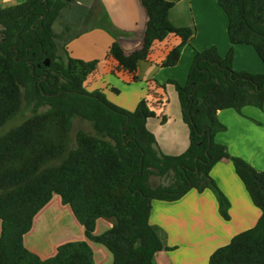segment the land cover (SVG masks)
Instances as JSON below:
<instances>
[{
    "label": "trees",
    "instance_id": "16d2710c",
    "mask_svg": "<svg viewBox=\"0 0 264 264\" xmlns=\"http://www.w3.org/2000/svg\"><path fill=\"white\" fill-rule=\"evenodd\" d=\"M139 3L146 15L140 48L125 53L119 43L122 31L106 14L94 27L114 39L108 56L132 82L138 81V63L148 60L155 42L179 38L160 63L169 68L177 65L181 46L194 37L193 29L169 21L175 2ZM217 3L227 18L229 50L224 56L214 46L195 52L185 84L166 82L176 92L189 132V145L177 156L164 155L147 129L155 112L145 99L128 111L102 92L86 90L84 82L99 61L72 58L67 44L79 34L65 36L69 26L61 32L53 28L67 0H23L0 7V131L23 110L30 112L0 134V264H94L87 241L102 245L112 256L110 264H154L157 252L171 248L167 233L149 223L153 201L175 202L190 190H210L219 215L229 219V202L210 176L222 159L231 161L260 217L214 250L208 264H264V171L215 142L216 134L226 129L218 112L263 109L264 74L237 72L232 62L233 46L246 45L264 65V0ZM76 118L88 122L92 132L78 129L72 139ZM153 177L171 180L152 187ZM53 195L69 207L86 240L65 242L53 256L41 259L27 249L24 237ZM54 214L47 210L42 219L60 221ZM100 219L111 227L95 234Z\"/></svg>",
    "mask_w": 264,
    "mask_h": 264
},
{
    "label": "crops",
    "instance_id": "0c3cea01",
    "mask_svg": "<svg viewBox=\"0 0 264 264\" xmlns=\"http://www.w3.org/2000/svg\"><path fill=\"white\" fill-rule=\"evenodd\" d=\"M166 1L175 2L168 13L171 24L175 27L193 29L194 37L188 44L181 46L177 65L169 68L160 67V63L164 60L168 50L179 44V38L169 36L162 42L154 43L148 60L140 61L137 67L136 75L139 82L144 77L149 78L146 81L148 85L145 92L131 89L133 84L138 81L132 82L129 74L117 70V63L108 56L109 47L114 39L108 33H104L105 30L100 28L85 30L67 44V51L75 59L99 61L97 69L84 82L88 92L100 91L111 101L113 96L108 95L110 91L111 94L120 97L124 88L127 87L130 98L122 100L127 107L122 106L121 108L128 111H133L137 103L145 99L150 109L155 112V117L146 123L147 129L155 136L158 148L164 155L177 156L187 149L189 132L181 120L176 92L172 96H176L178 112L177 114L174 111L173 114L169 112L166 98L169 94L168 87L171 85L166 82L173 80L184 85L195 52L214 46L218 54L224 56L230 48V43L226 31L227 18L217 0ZM183 2H188L189 11L186 10L185 5H182L185 4ZM208 2L211 7L208 11L210 10L217 20L214 21V25L207 24L213 19L203 12L204 5ZM102 3L104 12L112 25L119 31L131 33L127 38L125 37L126 39L119 38V43L125 53L140 48L146 15L139 0H104ZM126 4L132 5L136 16L132 12L124 11L128 9L123 7ZM124 21H135L139 25V29L127 31ZM262 64L252 47L233 46L232 67L235 71L264 74V65ZM144 74L145 76H143ZM91 77L93 88L89 89L87 83ZM113 89L118 90L119 93L116 94ZM163 116L166 117L164 123L161 122ZM218 119L226 129L216 134L215 142L224 145L230 155L242 158L257 171H264V106L263 109L244 107L241 113L232 109L223 110L218 112ZM172 128L173 130H171ZM164 133L166 137H164ZM210 176L229 202L227 210L229 219L224 220L219 215L217 201L210 190L201 193L190 190L175 202L153 201L149 223L161 227L167 233V247L171 248L168 251L157 252L153 257L154 264H208L209 256L214 250L228 244L234 235L250 229L256 224L260 217V210L252 204L243 184L234 172L231 161L222 159L217 162L211 169ZM101 220H98L97 224ZM107 222L104 221V224L106 223L105 230L111 227L110 222ZM33 230L32 226L30 231ZM30 231L24 237V244L25 238L31 233ZM80 237L79 241H82L83 237ZM87 243L93 251L91 242L87 241ZM56 249H54V254ZM99 254L101 258L96 256L93 251L94 264H103L108 260L109 255L103 249H99Z\"/></svg>",
    "mask_w": 264,
    "mask_h": 264
},
{
    "label": "rangeland",
    "instance_id": "374dc122",
    "mask_svg": "<svg viewBox=\"0 0 264 264\" xmlns=\"http://www.w3.org/2000/svg\"><path fill=\"white\" fill-rule=\"evenodd\" d=\"M22 1L23 0H3V1H0V7H6V6L19 4ZM67 1H68V5L62 11V14L60 18L58 19V21L53 25V28L56 32H61L65 28V26L67 27L69 26L68 31L65 32V36L77 35V34L80 35L85 30L98 26L100 21L103 20L102 18L104 17L105 12H104V7H103L102 2H104V0H67ZM201 3L203 4V2ZM182 5H185L184 7L186 8L187 11H189L190 7H189L188 2ZM123 7L125 9L128 8L127 10H124V11H126L127 13L132 12L133 15L136 16L132 5L126 4ZM177 7H180V6H177ZM210 8H211L210 2L206 3L204 5L203 12L207 14V16H210V19H213V21L207 22V24L214 25V21H217V20L213 16L214 14L210 10L208 11V9ZM124 24L125 26H127L126 27L127 31H136L139 29V25H137L135 21H130V22L124 21ZM104 33H107V32L104 31ZM122 34L123 36L120 37L122 39H124L125 37L127 38L128 35H131V33H127V32L126 33L122 32ZM126 34L127 36H125ZM259 61L261 62L260 59ZM143 76H145V74ZM147 80H149L148 77L142 78L140 82L138 81L139 83L137 82L138 84L134 83L132 86L133 88L131 87V89L133 90L135 89L134 91H138V92L140 91L145 92L147 90V85H148V83L146 82ZM91 81H93L92 77L90 78V80H88V83H87L89 89L93 88V86L91 85ZM101 87L104 88L103 85H101ZM121 88H124V87H121ZM168 89H169V94L166 100H168L167 102L169 104V112L170 114H173V111H174V113L177 114L178 104L176 102V96H172V95H175V91L172 86H169ZM127 90H128L127 87L124 88V91L122 92V95L120 97L116 96L115 94H111L110 93L111 91H110L108 95L113 96V99L109 101L120 107L125 106L122 100H125V99L128 100L130 98L129 91ZM127 100L125 101L126 103H127ZM125 107H127V105ZM28 115H30V112L23 110L14 120L9 122L8 125L5 128H3V130L0 131V134L6 131L8 128L20 124L25 118L28 117ZM72 122H73L72 130H71L72 139L74 138V135L78 129H82L87 132H92V127L88 122L79 120L77 118L73 119ZM171 130H173V128ZM164 137H166L165 133H164ZM177 139L179 140V137ZM167 140H169V138H167ZM170 180H171L170 178L163 179V178L153 177L150 183L152 187H155L160 184L166 185L170 182ZM47 210L54 211L55 213L54 215H57L60 221H58L54 217L45 218L46 220L44 221L42 219V216L45 214ZM41 220H43L42 223H41ZM104 221L105 220H101L100 222H98L97 227H96V234H100L105 230L104 226L106 223L104 224ZM42 224L44 225L42 226ZM33 228L34 230L32 232L30 231L31 233L25 238V245L27 248H29V250H33L37 252L36 254L41 259L49 258L52 255H54V249H56L57 246H59L62 243L71 242V241H79L81 240L79 239L80 236L83 237V240H85L82 227L80 226V224L77 222V220L73 216L69 207L63 206L61 204L60 198L57 195H53L51 201L43 209H41L38 215H36V217L33 220ZM91 245H92L94 254L98 257H100L99 249H103V251L108 253L109 255L107 258L108 260L105 261L106 263L104 262L103 264H110L112 262L111 254L107 252L102 245H98L93 242H91Z\"/></svg>",
    "mask_w": 264,
    "mask_h": 264
},
{
    "label": "water",
    "instance_id": "95a60500",
    "mask_svg": "<svg viewBox=\"0 0 264 264\" xmlns=\"http://www.w3.org/2000/svg\"><path fill=\"white\" fill-rule=\"evenodd\" d=\"M47 64V63H46Z\"/></svg>",
    "mask_w": 264,
    "mask_h": 264
}]
</instances>
